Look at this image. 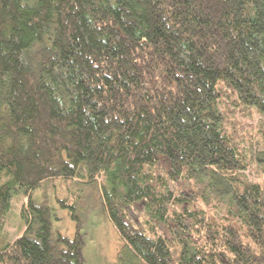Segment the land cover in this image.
<instances>
[{
    "label": "trees",
    "instance_id": "16d2710c",
    "mask_svg": "<svg viewBox=\"0 0 264 264\" xmlns=\"http://www.w3.org/2000/svg\"><path fill=\"white\" fill-rule=\"evenodd\" d=\"M222 86L264 118V0H0V229L27 197L0 264H83L82 234L54 237L32 196L56 177L100 180L146 264H264V180Z\"/></svg>",
    "mask_w": 264,
    "mask_h": 264
},
{
    "label": "rangeland",
    "instance_id": "374dc122",
    "mask_svg": "<svg viewBox=\"0 0 264 264\" xmlns=\"http://www.w3.org/2000/svg\"><path fill=\"white\" fill-rule=\"evenodd\" d=\"M219 107L226 114V126L239 142L245 157L247 175L254 180H264V154L262 150L263 117L254 106H246L235 98L228 87ZM174 194L191 196L188 183L169 182ZM32 196L38 201L45 200L52 209V230L54 237L61 232L74 237L82 234L83 264H146L133 254L120 237L109 219L102 204L101 181L87 182L81 178L56 177L44 181L32 190ZM27 197L20 190L11 197L10 210L0 229V242L11 241L19 236L26 227L22 216V206ZM63 202V204H62ZM135 223L142 225L145 215L131 212ZM148 231V230H146ZM149 233V231L147 232ZM178 245L173 249L175 255Z\"/></svg>",
    "mask_w": 264,
    "mask_h": 264
}]
</instances>
